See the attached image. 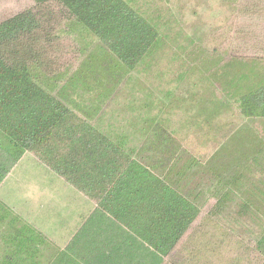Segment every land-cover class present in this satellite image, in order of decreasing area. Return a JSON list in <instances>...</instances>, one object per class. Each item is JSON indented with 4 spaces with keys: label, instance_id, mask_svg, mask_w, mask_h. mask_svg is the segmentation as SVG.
<instances>
[{
    "label": "trees",
    "instance_id": "obj_1",
    "mask_svg": "<svg viewBox=\"0 0 264 264\" xmlns=\"http://www.w3.org/2000/svg\"><path fill=\"white\" fill-rule=\"evenodd\" d=\"M229 2L218 44L187 43L172 78L188 83L184 100L154 95L173 38L140 0L0 13V185L30 154L92 204L58 246L0 203V264H264V0ZM180 109L207 156L171 125ZM108 112L117 125L104 127ZM228 212L249 239L221 223Z\"/></svg>",
    "mask_w": 264,
    "mask_h": 264
},
{
    "label": "rangeland",
    "instance_id": "obj_2",
    "mask_svg": "<svg viewBox=\"0 0 264 264\" xmlns=\"http://www.w3.org/2000/svg\"><path fill=\"white\" fill-rule=\"evenodd\" d=\"M25 2L26 0H0V13L5 14L14 9L17 10ZM140 4L144 5L148 15L153 14L160 18V22L167 28V33L173 38L172 47L175 59L172 60L171 51L167 52L165 58L160 61L158 72L150 80L154 95L160 97L166 90L172 89L179 98L184 100L191 91L188 83H178V80L172 78H176L182 64L186 66L188 64L185 60L187 43L189 41L197 45L201 43L208 49L218 44L215 37L220 38L222 33L232 29L230 23L234 7L229 0H140ZM257 4L253 1L251 8L246 9V14L253 11ZM139 90L141 89L136 88L131 92L127 90L123 92L122 104H125L124 98L129 96L142 98ZM187 104L186 100L183 101V107ZM110 109L112 111L122 110L114 106ZM127 109L126 106L124 112ZM184 112V109H180L173 112L172 116L169 115L171 125L179 130L178 133L187 134L183 145L193 156H207L212 152L213 146L204 145L202 139L198 140L193 137L191 134L193 130L187 124L185 120L187 116ZM227 121L235 124L241 122L236 113L234 118H229ZM109 125H117V122L108 112L104 119V127H109ZM120 125L124 126L122 122ZM127 127L128 124L124 126V128ZM0 203L58 246L67 241L81 218L92 209V204L87 198L66 185L58 175L41 165L30 154H25L1 183ZM204 214L205 212L201 214L197 224L200 225L199 221ZM221 223L231 231L239 232V236L244 239H249L250 232L253 231V228L247 224L242 227L237 226L229 212L222 216ZM195 228L201 231L198 229L199 226ZM225 240L229 242L227 236ZM203 251L204 249L198 252L200 256ZM211 264H217L216 260H213Z\"/></svg>",
    "mask_w": 264,
    "mask_h": 264
},
{
    "label": "crops",
    "instance_id": "obj_3",
    "mask_svg": "<svg viewBox=\"0 0 264 264\" xmlns=\"http://www.w3.org/2000/svg\"><path fill=\"white\" fill-rule=\"evenodd\" d=\"M76 228H77V227H76ZM73 232H74V231H73ZM71 235H72V234H71ZM71 235H70V236H71ZM70 236H69V238H70ZM69 238H68V239H69ZM68 239H67V240H68ZM66 242H67V241H66ZM66 242H65V243H66ZM65 243H64V244H65Z\"/></svg>",
    "mask_w": 264,
    "mask_h": 264
}]
</instances>
